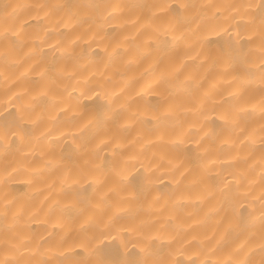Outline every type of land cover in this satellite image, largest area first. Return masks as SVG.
<instances>
[{
	"label": "bare ground",
	"instance_id": "1",
	"mask_svg": "<svg viewBox=\"0 0 264 264\" xmlns=\"http://www.w3.org/2000/svg\"><path fill=\"white\" fill-rule=\"evenodd\" d=\"M0 264H264V0H0Z\"/></svg>",
	"mask_w": 264,
	"mask_h": 264
}]
</instances>
